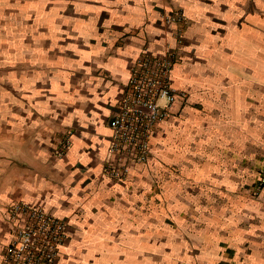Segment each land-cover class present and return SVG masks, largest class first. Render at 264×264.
Masks as SVG:
<instances>
[{"label":"crops","instance_id":"obj_1","mask_svg":"<svg viewBox=\"0 0 264 264\" xmlns=\"http://www.w3.org/2000/svg\"><path fill=\"white\" fill-rule=\"evenodd\" d=\"M176 10L184 19L165 22ZM145 53L176 55L172 82L188 100L175 134L242 122L245 108L258 122L264 0H0V209L24 200L68 220L55 264H264V186L175 201L200 175H166V123L149 165L121 183L102 175L108 119ZM6 238L0 223V250Z\"/></svg>","mask_w":264,"mask_h":264},{"label":"built area","instance_id":"obj_2","mask_svg":"<svg viewBox=\"0 0 264 264\" xmlns=\"http://www.w3.org/2000/svg\"><path fill=\"white\" fill-rule=\"evenodd\" d=\"M183 19V13L176 10L165 17V22ZM175 61V53H145L131 65L118 106L108 119L111 134L107 138L102 173L110 180L125 181L134 168L151 160L155 131L174 119L180 113L177 106L187 101V93L176 89L172 82ZM69 146L70 138L66 135L57 157L64 156ZM259 181L264 184V171ZM3 214L7 238L0 250V264L56 263L70 236L66 219L42 204L24 200L7 203Z\"/></svg>","mask_w":264,"mask_h":264},{"label":"rangeland","instance_id":"obj_3","mask_svg":"<svg viewBox=\"0 0 264 264\" xmlns=\"http://www.w3.org/2000/svg\"><path fill=\"white\" fill-rule=\"evenodd\" d=\"M260 81L264 83V77H260ZM262 101L264 97L261 92L260 102ZM259 111L258 122L255 121V117L251 118V108H245L242 122L183 124L180 134H175L176 127L179 128L175 126L176 119L180 117L179 113L174 119L166 122L165 125L168 126L162 128L161 134L165 145L162 152L161 147H158L160 152L157 153L169 158L162 161L168 170L166 175L172 176L171 171L176 173L180 167H190L200 175L197 185H193L194 188L186 186L175 188V201L186 200L189 196L197 194L205 195L208 191L212 194L228 195L230 198L257 195L264 186L259 181L260 174L264 171V108L262 105ZM154 158L155 154L152 152L151 160L143 167L149 165ZM102 175L104 176L103 173ZM104 177L109 179L107 176ZM220 181H228V187L220 188ZM3 210L4 207L0 209V223L7 227ZM67 223L70 227L68 220Z\"/></svg>","mask_w":264,"mask_h":264}]
</instances>
